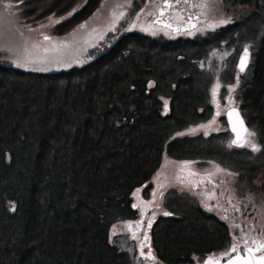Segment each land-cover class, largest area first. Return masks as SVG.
I'll return each mask as SVG.
<instances>
[{
	"label": "trees",
	"instance_id": "16d2710c",
	"mask_svg": "<svg viewBox=\"0 0 264 264\" xmlns=\"http://www.w3.org/2000/svg\"><path fill=\"white\" fill-rule=\"evenodd\" d=\"M11 1L37 20L69 16L56 33L101 2ZM221 1L229 22L191 37L126 32L93 62L51 74L0 63V264H139L114 231L142 214L164 153L220 164L250 191L264 180V0ZM224 48L220 73L204 66ZM217 74L259 151L233 144L224 120L221 132L178 136L214 116ZM164 198L150 211L151 264H190L230 247L223 217L175 188Z\"/></svg>",
	"mask_w": 264,
	"mask_h": 264
},
{
	"label": "rangeland",
	"instance_id": "374dc122",
	"mask_svg": "<svg viewBox=\"0 0 264 264\" xmlns=\"http://www.w3.org/2000/svg\"><path fill=\"white\" fill-rule=\"evenodd\" d=\"M161 1L101 0L96 13L91 17L87 16L89 18L81 21L74 29H62L56 33L53 29L69 16L63 19L56 15L37 20L27 15L28 10L24 5L11 0H0V63L26 72L51 74L93 62L126 32L177 37L149 22L146 16L156 10L157 3ZM202 3L207 6L201 9L204 24L198 30L199 33L221 27L231 19L232 12L223 7L221 0H200V4ZM53 20L60 22L52 24ZM44 36L50 39L45 40ZM230 55L225 48L214 51L204 66L209 69L217 67L216 70L220 73L225 66L224 61ZM210 88L215 115L204 124L188 128L178 136L217 133L224 129L221 117L226 116L228 109H237L235 91L229 89L230 92L224 93L218 74ZM246 140L244 146L250 147V143H258L254 136ZM160 166L153 179L155 192L162 193L168 187L179 184L194 191L206 184L208 188H204L208 190H200L198 197L205 207L227 221L233 243H238L243 238H252L259 239L260 244H264V180L254 182V189L250 191L236 184L235 174L214 162L201 164L189 160H173L167 153H164ZM137 229L135 222L123 221L116 226L114 233L123 245L130 243L128 249L136 254L139 264H147L136 252L142 236V232H137ZM203 259L204 257H196L190 264H204Z\"/></svg>",
	"mask_w": 264,
	"mask_h": 264
},
{
	"label": "flooded vegetation",
	"instance_id": "af4514ba",
	"mask_svg": "<svg viewBox=\"0 0 264 264\" xmlns=\"http://www.w3.org/2000/svg\"><path fill=\"white\" fill-rule=\"evenodd\" d=\"M171 4V6H168V4ZM205 4V3H202ZM137 5V4H136ZM200 0H162L161 2L157 3V9L154 10L151 13L146 14L148 16L149 22L152 24L159 26L161 29H163L165 32L167 31L171 35L180 37H191L194 35H197L199 29L203 26L204 20L202 19L203 12L201 11L202 7H199ZM138 6V5H137ZM135 10V7L133 8ZM203 10V9H202ZM234 109V108H231ZM228 109L226 112V116H222L221 120L225 121L227 124L226 130L228 129L231 133L232 131L229 129V119L227 118V113L231 110ZM215 115V113H214ZM223 121V122H224ZM222 122V123H223ZM216 133V132H215ZM232 141H234V135L232 133ZM247 137L244 139L243 142L240 144H245ZM217 164V163H216ZM219 165L221 168L222 166ZM208 188V185L202 184V187L191 191L189 189H186L183 187V185L179 184L176 186H171L165 189V191L175 188L177 191H180L181 193L188 194L191 197L196 198L201 202L203 206H205L200 198L198 197L199 191H206L208 189H205L204 187ZM217 187V186H216ZM155 189V188H154ZM165 191L161 192H155L153 191L152 197H150V201L147 202V200H143V206L140 210H142V214L140 213V217L135 219L132 222H135L138 226L137 232L141 231L142 236H140V241L138 242L139 247L137 249V254L141 256V259L146 262L147 264H151L153 260V250L151 246V242L148 236V224L149 220L151 218V214L156 212V208L160 206L159 203L164 202V193ZM153 210L151 213L150 211ZM144 228V230H143ZM232 244H235L237 246L236 251H231ZM230 245L229 248L225 249L221 253H215L209 256H203V263L204 264H223L229 261L233 258V256H244L247 252V249H251L253 254L252 259H254V264H264V247H261L260 240L259 239H252V238H243L242 240H239L237 243H233ZM228 253V255H224V253ZM206 257V258H205ZM201 258V257H200Z\"/></svg>",
	"mask_w": 264,
	"mask_h": 264
},
{
	"label": "water",
	"instance_id": "95a60500",
	"mask_svg": "<svg viewBox=\"0 0 264 264\" xmlns=\"http://www.w3.org/2000/svg\"><path fill=\"white\" fill-rule=\"evenodd\" d=\"M242 61L244 63L243 71H241ZM249 61H250L249 54H247V56L245 55L242 56L238 60L237 65L240 73H243L246 70V68L249 66ZM229 112L232 113L231 117L228 115ZM229 112L227 113V118L229 119V129L232 131L234 135V140L237 141V144H239L243 142L244 139L247 137V133L245 132V129L246 128L248 129V127L245 119H243L238 109H231ZM253 254L254 253L247 251L244 256H240V255L233 256V258L230 259L229 261H231V264H254V259H252ZM229 261L223 264H229Z\"/></svg>",
	"mask_w": 264,
	"mask_h": 264
},
{
	"label": "snow or ice",
	"instance_id": "6c2138e0",
	"mask_svg": "<svg viewBox=\"0 0 264 264\" xmlns=\"http://www.w3.org/2000/svg\"><path fill=\"white\" fill-rule=\"evenodd\" d=\"M21 2H22V0H21ZM166 2H167V0H166ZM177 2H179V0H177ZM168 6H171V4L169 3ZM206 6H207L206 4L199 5V7H206ZM121 15H123V13H121ZM59 22H60L59 20H53V21H51L52 24H56V23H59ZM221 23H225V21H221ZM81 27H84V25H81ZM44 39L45 40H49L50 38L48 36H44ZM245 56H247V51H245ZM243 67H244V63L242 61V63H241V71H243ZM41 70H45V69H41ZM228 115L231 117L232 113L229 112ZM213 123H214V121H213ZM241 123H242V121H241ZM245 132L247 133V135L249 137H252V136L255 135V132L254 131H251V130H249L247 128L245 129ZM235 143H237V141L234 140L233 141V144H235ZM239 146L243 147L244 144H240ZM250 146L252 147V149L254 151H259L260 150L255 143H250ZM164 215H170V213L165 212ZM261 247H264V244H262ZM236 248H237V246L235 244H233L231 246V251H233V252L236 251ZM247 251L248 252H251L252 250L251 249H247ZM224 255H228V253L226 252V253H224ZM229 264H231V261H229Z\"/></svg>",
	"mask_w": 264,
	"mask_h": 264
}]
</instances>
